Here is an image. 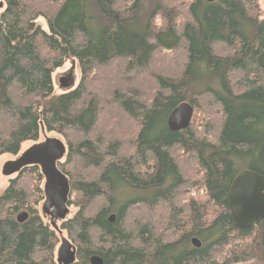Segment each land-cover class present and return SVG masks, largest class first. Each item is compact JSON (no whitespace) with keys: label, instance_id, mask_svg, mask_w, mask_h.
I'll return each mask as SVG.
<instances>
[{"label":"trees","instance_id":"trees-1","mask_svg":"<svg viewBox=\"0 0 264 264\" xmlns=\"http://www.w3.org/2000/svg\"><path fill=\"white\" fill-rule=\"evenodd\" d=\"M0 1V156L42 128L63 140L72 264L264 260V220L237 227L227 199L241 170L264 177L259 0ZM68 59L80 77L57 93ZM183 101L190 124L170 130ZM43 182L29 165L0 194V264H56Z\"/></svg>","mask_w":264,"mask_h":264},{"label":"water","instance_id":"water-1","mask_svg":"<svg viewBox=\"0 0 264 264\" xmlns=\"http://www.w3.org/2000/svg\"><path fill=\"white\" fill-rule=\"evenodd\" d=\"M2 6L3 3L0 1V8ZM60 86L66 87V80H60ZM193 111L192 104L187 101L177 104L167 117L168 128L173 131L186 129ZM65 153L66 146L60 137L44 136L42 140L33 142L20 151L14 159L6 161L1 169L3 175L10 176L29 165H37L40 168L44 178L41 213L50 219L52 229L56 230L59 236L55 254L56 264H72L76 254L75 246L62 234L57 223L65 220L70 211L69 181L57 167V163L63 159ZM227 199L231 219L237 227L245 228L253 225L257 220H264V177L250 169L241 170L231 182ZM27 216L26 211H20L16 215V221L23 222ZM113 219L114 215H111L109 221ZM191 242L197 247L200 245L196 238H192ZM90 263L102 264V259L98 255H93L90 257Z\"/></svg>","mask_w":264,"mask_h":264},{"label":"rangeland","instance_id":"rangeland-1","mask_svg":"<svg viewBox=\"0 0 264 264\" xmlns=\"http://www.w3.org/2000/svg\"><path fill=\"white\" fill-rule=\"evenodd\" d=\"M259 1L261 2V5H262L263 11H264V0H259ZM263 15H264V12H263ZM38 21L42 24V26H45V22H44L43 18H39ZM79 77H80V69H79V65H78L77 60L68 59L62 67L57 68L52 73V82H53L55 92L61 93V92L67 91V90L75 87L78 83ZM60 80H66L67 86L66 87L60 86ZM44 136H57V137H59L57 134H55L53 132H43L40 134L39 140H42L44 138ZM30 144H31V142L24 143L22 145L20 151L27 148ZM14 158H15V156H13L11 154H3L0 156V194L6 188L9 180L16 175V174H13L10 176L3 175L2 171H1L2 165L6 161L14 159ZM69 210L70 211H69V214L67 217H69L74 212L75 208L70 206ZM40 211H41V206H40ZM58 224H59V221H58ZM230 264H264V260L251 258V259L244 261V262H235V263H230Z\"/></svg>","mask_w":264,"mask_h":264},{"label":"flooded vegetation","instance_id":"flooded-vegetation-1","mask_svg":"<svg viewBox=\"0 0 264 264\" xmlns=\"http://www.w3.org/2000/svg\"><path fill=\"white\" fill-rule=\"evenodd\" d=\"M58 223V222H57Z\"/></svg>","mask_w":264,"mask_h":264}]
</instances>
